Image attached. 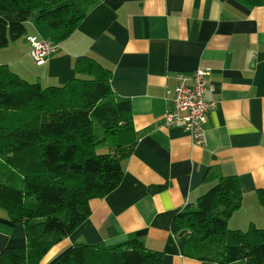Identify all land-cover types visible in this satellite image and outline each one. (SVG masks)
<instances>
[{
  "label": "crops",
  "instance_id": "1",
  "mask_svg": "<svg viewBox=\"0 0 264 264\" xmlns=\"http://www.w3.org/2000/svg\"><path fill=\"white\" fill-rule=\"evenodd\" d=\"M27 22V34L0 49V63L42 86L75 78V60L90 56L112 71L115 93L131 101L138 141L124 161L121 183L91 201V215L53 245L40 264L73 243L112 247L137 237L164 253L166 264H219L182 254L168 230L152 226L164 211L193 204L222 176H238L242 206L228 218L232 229L264 228V5L238 0H96L78 29L43 64L30 54L27 35L50 36ZM210 70L215 101L199 146L182 125H165L168 91L176 75ZM162 187L152 193L153 187ZM22 224L0 208V251L25 246Z\"/></svg>",
  "mask_w": 264,
  "mask_h": 264
},
{
  "label": "trees",
  "instance_id": "2",
  "mask_svg": "<svg viewBox=\"0 0 264 264\" xmlns=\"http://www.w3.org/2000/svg\"><path fill=\"white\" fill-rule=\"evenodd\" d=\"M238 1L264 5V0ZM95 3L0 0V49L27 34L30 19L46 25L51 31L47 39L60 45ZM74 65L75 78L44 87L0 63V164L8 169L0 178V208L24 226L27 236L25 246L0 251V264H40L53 245L88 219L92 200L118 187L123 163L138 141L131 101L115 93L112 71L86 55ZM99 147L107 151L99 153ZM257 196L264 205V188ZM242 202L238 176H222L195 203L158 213L152 226L173 233L185 256L219 264H264V228L228 226ZM48 264L166 263L162 251L131 236L112 247L70 244Z\"/></svg>",
  "mask_w": 264,
  "mask_h": 264
},
{
  "label": "built area",
  "instance_id": "3",
  "mask_svg": "<svg viewBox=\"0 0 264 264\" xmlns=\"http://www.w3.org/2000/svg\"><path fill=\"white\" fill-rule=\"evenodd\" d=\"M30 53L38 64L45 63L60 47L52 40L39 35H27ZM210 70L198 68L192 76L183 73L176 75V83L168 91L171 108L165 115V125H182L188 131L196 145L206 142L205 123L208 113L216 106L215 101L206 98V93L215 89L209 80Z\"/></svg>",
  "mask_w": 264,
  "mask_h": 264
},
{
  "label": "rangeland",
  "instance_id": "4",
  "mask_svg": "<svg viewBox=\"0 0 264 264\" xmlns=\"http://www.w3.org/2000/svg\"><path fill=\"white\" fill-rule=\"evenodd\" d=\"M105 146L108 147V145H105ZM97 151L99 153H103V152L107 151V149H104V148L99 147ZM7 172H8V169L5 166H3L2 164H0V178L2 177L3 174H5Z\"/></svg>",
  "mask_w": 264,
  "mask_h": 264
}]
</instances>
